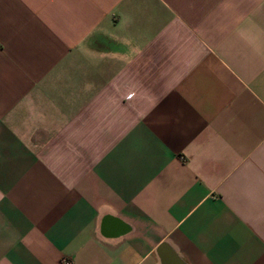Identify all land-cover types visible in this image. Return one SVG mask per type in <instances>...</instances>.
<instances>
[{
    "label": "crops",
    "instance_id": "crops-1",
    "mask_svg": "<svg viewBox=\"0 0 264 264\" xmlns=\"http://www.w3.org/2000/svg\"><path fill=\"white\" fill-rule=\"evenodd\" d=\"M264 264V0H0V264Z\"/></svg>",
    "mask_w": 264,
    "mask_h": 264
},
{
    "label": "water",
    "instance_id": "water-1",
    "mask_svg": "<svg viewBox=\"0 0 264 264\" xmlns=\"http://www.w3.org/2000/svg\"><path fill=\"white\" fill-rule=\"evenodd\" d=\"M164 247L167 250V261L169 264H184L166 245Z\"/></svg>",
    "mask_w": 264,
    "mask_h": 264
},
{
    "label": "built area",
    "instance_id": "built-area-1",
    "mask_svg": "<svg viewBox=\"0 0 264 264\" xmlns=\"http://www.w3.org/2000/svg\"><path fill=\"white\" fill-rule=\"evenodd\" d=\"M65 264H71V261L68 259H63Z\"/></svg>",
    "mask_w": 264,
    "mask_h": 264
}]
</instances>
